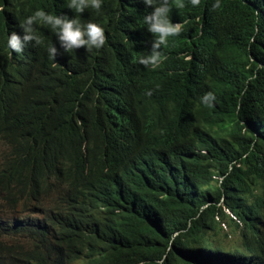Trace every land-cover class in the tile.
Wrapping results in <instances>:
<instances>
[{
    "label": "trees",
    "instance_id": "16d2710c",
    "mask_svg": "<svg viewBox=\"0 0 264 264\" xmlns=\"http://www.w3.org/2000/svg\"><path fill=\"white\" fill-rule=\"evenodd\" d=\"M142 1L103 0L100 12L89 8L79 14L68 8V0H0V76L8 72L9 35L13 31L21 35L20 25L37 10L77 18L82 25H100L107 31L103 51L114 56L93 80L86 68L78 69L77 93L86 91V103L82 125L73 134L69 118L74 98L44 103L37 110L36 118L51 123L58 130L56 137L60 135L55 147L43 151L50 155V178L37 175L28 162L21 169L7 170L3 174L8 183L6 201L12 210L18 206L36 209L50 192L51 179L100 177L105 166L135 177L136 161L127 163L124 158L129 148L126 137L106 138L105 154L89 158L77 140L89 119L107 114L113 93L132 80L126 53L138 46L126 25L129 21L131 29L138 26ZM183 2L182 9L171 3L172 22L180 23L182 30L160 49L166 83L153 109L154 120L171 129L184 115L195 118L206 111L215 113L222 123L183 122L170 153L177 151L186 164L182 160L167 164V169L181 175L182 185L171 183L170 194L157 204L151 219L122 242L110 248L89 246L88 264H231L225 259L259 244L264 226V0H220L216 9V0H201L198 7L189 0ZM34 27L47 55L50 45L59 49L48 25ZM150 49L148 39L141 52L148 55ZM209 92L216 98L212 107L202 103ZM195 128L210 137L208 147L192 132ZM136 198L134 193L132 200ZM224 207L235 213L240 224ZM234 233L241 235V249L227 247L226 240ZM16 257L0 239V264H53ZM235 264L244 263L237 258Z\"/></svg>",
    "mask_w": 264,
    "mask_h": 264
},
{
    "label": "clouds",
    "instance_id": "9594fccd",
    "mask_svg": "<svg viewBox=\"0 0 264 264\" xmlns=\"http://www.w3.org/2000/svg\"><path fill=\"white\" fill-rule=\"evenodd\" d=\"M102 2L68 0V8L79 14L89 8L100 12ZM173 2L179 9L186 6L183 0H143L137 9L138 26L131 29L127 21V32L138 46L126 53L132 80L113 93L107 114L89 119L77 140L89 158L105 154L106 138L126 137L129 148L124 158L127 163L136 161L135 177L105 166L100 177L68 182L51 179L50 192L43 195L36 209L18 206L11 210L9 218L0 221V230L14 242L11 244L21 252L22 259L30 256L53 264H88L89 246L110 248L122 242L143 221L151 219L157 204L170 194L171 183L182 185L181 175L167 169V164L173 160L186 164L185 157L177 151L170 153L183 122L222 123L215 113L206 111L195 118L184 115L171 129L154 120L153 109L166 83L162 67L165 57L160 49L169 37L178 36L182 30L180 23L172 22ZM189 2L193 7L201 4V0ZM219 7L220 0H216L213 9ZM36 24L48 25L56 35L59 49L50 45L49 56L35 34ZM20 27L21 35L13 31L8 37V72L0 76V194L8 205V183L3 175L7 170L21 169L28 162L37 175L44 180L50 178V155L43 151L55 147L60 135L56 137L58 130L51 123L36 118L37 110L44 103L74 98L69 118V133L73 134L82 125L86 103V91L77 93L78 69L86 68L93 80L114 57L103 51L107 31L96 23L82 25L77 18L37 10ZM152 36L155 39L151 42ZM148 39L151 49L147 55L141 50ZM215 99L209 92L202 97V103L212 107ZM192 132L209 146V136L196 128ZM134 193L138 198L132 200ZM223 201L224 198L221 204ZM226 208L230 218L240 224L235 213ZM235 234L239 235L238 243L232 242ZM130 242L127 240L128 245ZM227 247L241 249V235H230ZM232 255L235 258L225 259L231 264L237 258L244 264H264V226L256 248Z\"/></svg>",
    "mask_w": 264,
    "mask_h": 264
},
{
    "label": "rangeland",
    "instance_id": "374dc122",
    "mask_svg": "<svg viewBox=\"0 0 264 264\" xmlns=\"http://www.w3.org/2000/svg\"><path fill=\"white\" fill-rule=\"evenodd\" d=\"M0 148H1V143H0ZM11 210H12L11 205H8L4 201L3 196L0 194V221L1 220H6L7 218H9V216L11 215ZM223 210L225 212H228V209L226 207H224ZM229 230H230V228L227 226L225 228V231L228 232ZM238 238H239V235L235 234L232 237V242L238 243ZM0 239L3 240L4 242L8 243L9 245H11V250L13 252H15L17 257L21 258V256H22L21 252L18 249H16L13 244H11V243H14V242L12 240L8 239L5 236L4 232H2L1 230H0ZM226 244H228V240H226Z\"/></svg>",
    "mask_w": 264,
    "mask_h": 264
},
{
    "label": "bare ground",
    "instance_id": "6f19581e",
    "mask_svg": "<svg viewBox=\"0 0 264 264\" xmlns=\"http://www.w3.org/2000/svg\"><path fill=\"white\" fill-rule=\"evenodd\" d=\"M202 224H203V222H202ZM203 259V258H202ZM207 261V260H206Z\"/></svg>",
    "mask_w": 264,
    "mask_h": 264
}]
</instances>
